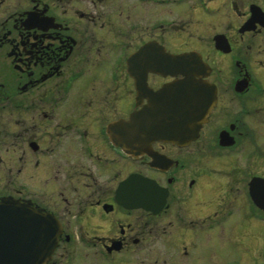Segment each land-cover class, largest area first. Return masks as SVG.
Segmentation results:
<instances>
[{
	"label": "flooded vegetation",
	"instance_id": "obj_1",
	"mask_svg": "<svg viewBox=\"0 0 264 264\" xmlns=\"http://www.w3.org/2000/svg\"><path fill=\"white\" fill-rule=\"evenodd\" d=\"M191 53L215 91L196 139L117 142ZM263 136L264 0H0V201L50 218L47 264H229L264 226Z\"/></svg>",
	"mask_w": 264,
	"mask_h": 264
},
{
	"label": "water",
	"instance_id": "obj_2",
	"mask_svg": "<svg viewBox=\"0 0 264 264\" xmlns=\"http://www.w3.org/2000/svg\"><path fill=\"white\" fill-rule=\"evenodd\" d=\"M166 63L180 70L184 79L148 92V105L127 122L117 123V142L125 143V135H131L134 151L145 150L154 141L188 144L198 136L215 103L212 87L194 78L202 77L198 54L179 55ZM220 145L231 144L220 137ZM249 196L264 211L263 180L251 181ZM55 247V229L47 215L9 198L0 201V264H47Z\"/></svg>",
	"mask_w": 264,
	"mask_h": 264
},
{
	"label": "rangeland",
	"instance_id": "obj_3",
	"mask_svg": "<svg viewBox=\"0 0 264 264\" xmlns=\"http://www.w3.org/2000/svg\"><path fill=\"white\" fill-rule=\"evenodd\" d=\"M264 138V136L262 137ZM260 141H264L260 139ZM235 157H240L239 150H235ZM250 165H240L239 168H249ZM260 172L264 173V165ZM244 198V197H243ZM240 201H244V199ZM257 238L244 239L240 241L227 240L225 242V253L229 258V264H264V226L257 230Z\"/></svg>",
	"mask_w": 264,
	"mask_h": 264
}]
</instances>
